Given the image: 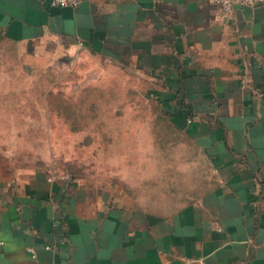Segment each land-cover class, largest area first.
<instances>
[{
  "label": "crops",
  "instance_id": "crops-1",
  "mask_svg": "<svg viewBox=\"0 0 264 264\" xmlns=\"http://www.w3.org/2000/svg\"><path fill=\"white\" fill-rule=\"evenodd\" d=\"M49 1L0 0V32L146 78L192 147L174 191L191 199L142 204L106 172L0 148V264H264V1L229 17L212 0Z\"/></svg>",
  "mask_w": 264,
  "mask_h": 264
},
{
  "label": "rangeland",
  "instance_id": "rangeland-1",
  "mask_svg": "<svg viewBox=\"0 0 264 264\" xmlns=\"http://www.w3.org/2000/svg\"><path fill=\"white\" fill-rule=\"evenodd\" d=\"M52 47L0 32V148L48 156L61 173L106 172L104 181L142 204L191 199L174 191L194 182L184 160L192 147L159 113L146 78H122L95 55ZM198 162L207 182L209 164Z\"/></svg>",
  "mask_w": 264,
  "mask_h": 264
},
{
  "label": "built area",
  "instance_id": "built-area-1",
  "mask_svg": "<svg viewBox=\"0 0 264 264\" xmlns=\"http://www.w3.org/2000/svg\"><path fill=\"white\" fill-rule=\"evenodd\" d=\"M222 11V14L229 17L233 14L234 10L238 6L256 5L263 2L264 0H212ZM49 3L52 6H78L80 0H50ZM35 254V249H30Z\"/></svg>",
  "mask_w": 264,
  "mask_h": 264
}]
</instances>
